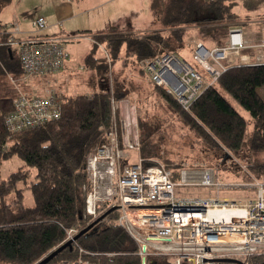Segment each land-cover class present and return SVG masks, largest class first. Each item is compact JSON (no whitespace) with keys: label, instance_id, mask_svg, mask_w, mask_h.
<instances>
[{"label":"trees","instance_id":"1","mask_svg":"<svg viewBox=\"0 0 264 264\" xmlns=\"http://www.w3.org/2000/svg\"><path fill=\"white\" fill-rule=\"evenodd\" d=\"M6 1L0 0V11ZM238 3L239 0H150L153 27L140 32L122 31L116 27L93 34V47L85 56V65L101 73L99 89L67 94L47 84L46 88L53 87L60 95L61 115L17 132L6 126V118L15 110V99L19 94L8 74L16 77L19 89L27 94H42L46 88L29 90L25 85L27 82H21L23 72L17 49L0 45V78L6 79L4 85L0 84L1 262L36 264L66 242L69 228L77 226L79 232L93 220L86 214L83 191L88 182L87 157L106 141L118 116L115 104L125 97L122 85L109 82V62L106 55L97 54L98 49L106 51L111 64L121 58L137 62L169 52L180 56L190 45L194 29L202 41L222 45L231 26L241 19L235 10ZM11 23L0 28V41L10 36L7 29ZM80 32L82 35L91 31ZM51 74L40 77L48 79ZM153 84L167 104L204 140L239 153L243 150L247 121L222 94L225 91L251 115L250 149L264 151V63L229 66L193 101L189 110H185L165 88ZM117 131L121 135L118 125ZM14 156L23 161V166L3 176L2 162ZM151 157L147 151H141L138 156L144 165L154 164ZM164 163L175 174L186 165L169 159ZM249 170L256 179H264V162L250 164ZM28 191L33 205L26 203ZM118 215L116 210L110 212L98 225L80 235L72 248L63 249L47 264L72 261L79 256L91 264H142L139 245L116 222ZM80 248L86 253L81 254ZM146 258V264H171L165 256L163 260ZM245 260L246 264H264V252Z\"/></svg>","mask_w":264,"mask_h":264},{"label":"built area","instance_id":"2","mask_svg":"<svg viewBox=\"0 0 264 264\" xmlns=\"http://www.w3.org/2000/svg\"><path fill=\"white\" fill-rule=\"evenodd\" d=\"M10 25L11 29H7L10 36L0 41V45L16 47L23 72L21 82L57 73L65 66L70 57L65 45L68 38L60 34L16 38L13 35L20 31L19 25L16 22ZM32 26L41 31L47 27V19L40 15L32 20ZM229 32L230 38L224 45L208 49L199 41L194 48L195 61L211 79L172 52L142 59V68L153 83L165 88L189 110L193 101L229 66L255 64L243 49L264 47V36L259 43L248 45L242 28L231 27ZM230 50L241 55V60H233ZM208 57L218 62L223 59L227 64L221 66L222 70L216 69ZM8 76L19 92L15 110L6 118L8 130L17 132L59 118L61 98L53 87H47L42 94H27L19 89L16 77ZM139 146L138 141L119 135L114 122L106 141L88 155V182L83 191L85 211L91 219L106 208L117 206L116 222L138 243L139 253L145 257L160 253L171 264H222L220 258L234 256L245 260L264 250L263 180L255 178L250 184L256 190L246 201L184 194L181 191L186 189L220 188L224 183L217 180L215 171L209 167L183 165L175 174L163 162L144 165L142 158L129 162L127 150ZM217 211L226 215H217ZM76 233V226L69 228L66 241ZM79 250L86 253L82 248ZM82 258L77 262H83Z\"/></svg>","mask_w":264,"mask_h":264},{"label":"rangeland","instance_id":"3","mask_svg":"<svg viewBox=\"0 0 264 264\" xmlns=\"http://www.w3.org/2000/svg\"><path fill=\"white\" fill-rule=\"evenodd\" d=\"M73 1L75 6L78 7L77 11H79V16L77 21L73 20L68 23L67 26L69 30L70 26L73 25L78 26V28H89L93 33L108 32L111 31V29L115 30L116 27L118 30L122 31L133 30L139 32V30L142 31L154 26L150 15V0H124V3H122L121 0H98L100 5L97 4V7L92 5L96 4V0ZM53 4H56V0H8L2 6L0 18L4 20L16 15L19 17L21 28V18H31L28 25H30L29 29L34 31L35 29L31 26L32 20L40 16L39 14L45 13L46 9L53 7ZM235 10L239 13L241 18L240 25L244 30L250 28L251 24L247 22L248 19L264 20V0H239ZM124 12L125 14L123 15ZM236 24H233L231 27L237 26ZM8 26L10 27L8 30H10V24H8ZM65 29H67V27H65ZM74 29L76 28L74 27ZM71 33L72 32L64 33L69 37L66 39L65 45L70 55L69 59L66 61L65 68L57 73L49 75V77H54L58 74L62 76H60L62 93L74 94L83 90L89 92L90 89L95 87L99 89L101 86L99 81L101 73L97 72V70L90 72L84 61L85 52L92 48L93 44L83 41L81 38H77L78 36L76 35H80L77 32V34L72 33L74 35ZM229 38L230 32L228 38L222 45L227 43ZM245 40L247 41L246 38ZM199 41L202 40L197 30L194 29L191 33L190 45L184 48L180 56L179 54H175L182 60H186L193 65L203 77L211 79L210 74L204 71L195 61L194 48ZM259 42L260 41L255 43L257 44ZM247 43L250 45L249 41H247ZM204 44L208 49L219 46L207 42H204ZM102 49L99 48L97 54L101 53L106 55L109 62V82H117L118 85H122V91L125 95L122 100L115 104L116 108H118V116L114 119V122L117 123L121 135H126V138L128 139L129 137L132 142L138 141L139 144H141L140 149L143 153L147 151L152 154L151 158H154L153 163H164L169 159L177 163H184L191 167H209L215 171L217 180L224 183V186L220 188L214 186L203 189H186L181 191L184 194L210 195L224 199H237L240 201H246L254 196V190L256 189L250 184L255 180V175L249 170V165L264 162V151L255 152L250 149L253 122L250 113L244 107H242L231 95L222 91L226 99L246 118L247 128L244 146L241 152L235 153L228 149L220 148L204 140L196 130L185 122L177 111L173 110L167 104L160 95L159 90L155 88L149 77L145 75L141 60L137 62L133 60L124 61L121 58L119 61L111 64L110 57L106 51L103 49V52ZM243 51L245 54H249L248 57L253 63H264V47L252 46L243 49ZM233 52V50H230L231 54ZM232 59L241 60V55L233 53ZM207 60L219 70H222L221 66H226L227 64L223 59L218 62L208 57ZM63 70L64 72L62 73ZM46 79L47 77H32L25 85L29 90L42 88L45 84H48ZM89 79L93 80L95 83L92 85L93 88L91 84L86 85ZM5 80L4 77L3 79L0 78V84L4 85L6 83ZM261 92L263 93V91ZM140 149L135 148L127 150L129 162L138 160L139 153H141ZM22 166L23 161L17 156L7 159L3 161L1 165L2 175L7 176L9 173L18 170ZM262 180L264 181V179ZM25 200L28 205H33L34 202L30 191L26 192ZM105 212H101L96 218ZM105 220L107 222L109 221L108 218ZM263 252L264 250L261 253ZM164 256L165 255L160 253H154L150 256L147 255L151 260H163ZM224 258L238 259L246 264V260L234 256ZM78 259L57 264H82L86 260L89 261L83 257V262L78 263ZM0 264L8 263L0 261Z\"/></svg>","mask_w":264,"mask_h":264},{"label":"crops","instance_id":"4","mask_svg":"<svg viewBox=\"0 0 264 264\" xmlns=\"http://www.w3.org/2000/svg\"><path fill=\"white\" fill-rule=\"evenodd\" d=\"M96 1H97L96 4H92V5H95V6L97 4L100 5V2L98 0H96ZM121 2L124 3V0H121ZM53 5L54 6L51 7L52 9L51 8L46 9L45 13L39 14V15L44 16L47 19V27L41 31H38L36 29L34 31H32V29L31 30L29 29L30 25H28V23H29V20L31 18H28V19H22L21 18V21H22L21 22L22 28H21L19 17H17L16 15H14L12 17H8L7 19H4V20L2 18H0V28L2 27L3 24L9 23V22H16L20 28V31L17 32L15 35H13L16 38H25V37H28L31 35H53V34H60L66 38H69L68 35L64 34L65 32H69V33L72 32L75 34H77V33L79 34V33H81L80 31L90 30L91 32H89V34L87 32V33H84L82 35L80 34L79 36L78 35H76V36H78L77 38L83 39V41H87V42L93 44L92 36L95 33H93V31L91 29H89V28H78V26H73V25L70 26V30L68 29V26H67L68 23L72 22L73 20L77 21V18L79 16V11H77L78 7L75 6V3L73 0H56V4H53ZM99 8H100V6H99ZM99 8H97V9H99ZM87 9H90V8H87ZM125 12H126V10H125ZM125 12L123 13V15L125 14ZM135 14H136V12H135ZM263 21L264 20H262V19H257V20L248 19L247 22H249V24H251L250 28L252 26V28L251 29L249 28L248 30L243 29V27L240 25V21H238L236 25L238 27L242 28L243 33H244V37L247 39V41H249L250 43H255V42L260 41V39L264 36ZM65 27H67V29H65ZM74 27L76 29H74ZM140 31L141 30H139V32ZM96 33H99V32H96ZM72 35H74V34H72ZM90 50H91V48L85 52L84 61H85V56L89 53ZM64 68H65V66H64ZM89 70H90V72L91 71L93 72V70H91V69H89ZM63 72H64V70L62 71V73ZM60 76L58 74L54 77H49L48 79H46V81H47L48 85H52L58 91L62 92V83H61ZM90 80L91 79L87 80L86 85L91 84V86H92L93 84H95L93 82V80H91V81ZM46 85L47 84H45V86ZM44 87H42V89ZM92 88H93V86H92ZM95 88L90 89L89 92H93L95 90ZM83 91H85V90H83Z\"/></svg>","mask_w":264,"mask_h":264},{"label":"water","instance_id":"5","mask_svg":"<svg viewBox=\"0 0 264 264\" xmlns=\"http://www.w3.org/2000/svg\"><path fill=\"white\" fill-rule=\"evenodd\" d=\"M10 51H11V49H10ZM116 209H117V206L109 208L104 214H102L101 216H99L98 218L93 220L87 227H85L84 229H82L78 233H76V235L73 237V239L67 240L65 243H63L61 246H59L57 249H55L50 254L46 255L43 259H41L36 264H47L50 260H52L63 249H65L67 247L72 248L73 247V242L75 240H77L80 235H82L85 232H87L90 228L98 225L110 212H112V211H114ZM145 248H146V246H143V249H145ZM146 259L147 258L145 256L142 257V264H146ZM219 261L220 262H224V263H234V262L235 263H242L240 260L234 259V258H222V259H219Z\"/></svg>","mask_w":264,"mask_h":264},{"label":"bare ground","instance_id":"6","mask_svg":"<svg viewBox=\"0 0 264 264\" xmlns=\"http://www.w3.org/2000/svg\"><path fill=\"white\" fill-rule=\"evenodd\" d=\"M219 214H217L216 212H214V213H216L217 215H223L225 212H223V211H217ZM224 215H226V214H224Z\"/></svg>","mask_w":264,"mask_h":264}]
</instances>
